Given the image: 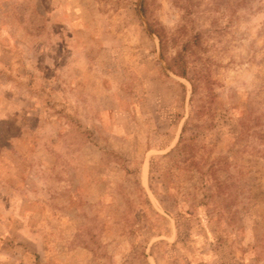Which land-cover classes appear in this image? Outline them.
<instances>
[{
    "label": "rangeland",
    "instance_id": "1",
    "mask_svg": "<svg viewBox=\"0 0 264 264\" xmlns=\"http://www.w3.org/2000/svg\"><path fill=\"white\" fill-rule=\"evenodd\" d=\"M0 264H264V0H0Z\"/></svg>",
    "mask_w": 264,
    "mask_h": 264
},
{
    "label": "trees",
    "instance_id": "2",
    "mask_svg": "<svg viewBox=\"0 0 264 264\" xmlns=\"http://www.w3.org/2000/svg\"><path fill=\"white\" fill-rule=\"evenodd\" d=\"M159 37V40L161 41V36H158ZM178 65V67H179V74H181V75H185V68H184V66L182 65V64H177Z\"/></svg>",
    "mask_w": 264,
    "mask_h": 264
}]
</instances>
